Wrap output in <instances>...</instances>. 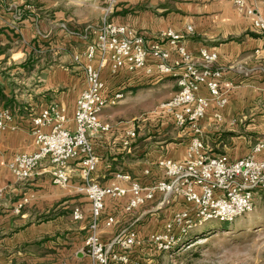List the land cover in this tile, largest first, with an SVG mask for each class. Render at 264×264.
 <instances>
[{
    "label": "crops",
    "instance_id": "1",
    "mask_svg": "<svg viewBox=\"0 0 264 264\" xmlns=\"http://www.w3.org/2000/svg\"><path fill=\"white\" fill-rule=\"evenodd\" d=\"M246 6L254 10L255 16L239 13L231 3L218 0H0V111L16 113L12 114L11 128L0 135V264H92L83 252L90 209L76 191L80 184L77 161L69 165L66 187L52 184L47 163L23 182L16 181L7 165L14 156L33 151L31 122L42 110L56 106L65 117L63 127L73 131L76 100L85 88L74 56L85 47L82 33L88 29L93 32L103 20L125 26L147 41L167 29L179 33L194 61L199 62L201 48L216 53L213 69L235 88L221 110V123L210 119L212 107L200 122L212 144L219 140L228 145L221 149L219 145L208 146L206 154L217 156V152H223L231 160L251 154L253 143L259 139L255 133L264 137V31L253 27L256 17L264 23V0H247ZM188 27L192 32L186 31ZM164 48L170 50L168 45ZM33 63L36 71L29 68ZM101 79L106 103L100 118L108 121L111 131L92 141L99 159L93 177L102 186L126 187V182L116 178L119 174L150 186L161 176L156 166L159 160L184 161L190 129L184 128L177 137L185 139L175 144L157 141L158 129L147 128L144 135L141 130L145 125L140 124L136 139L127 147L123 141L134 129L132 122L137 117L128 120L126 114L118 115L116 111L134 104L132 93L138 96L150 92L152 96L161 86L172 83L171 99L177 90L176 79L169 77L160 82L144 72L124 71L111 76L107 68ZM116 94L122 98L111 105ZM199 94L207 97L204 89ZM113 111L114 117L103 116ZM154 113L152 120L160 121ZM158 200L155 195L132 214L123 210L125 199L106 202L104 215H115L117 225L111 229L100 225L101 241L108 243L118 228L132 226L144 242L132 250L129 264H144L143 258L157 254L145 239L161 230L165 222L158 218L168 206H159ZM19 204L23 206L16 214ZM75 208L83 214L81 221L72 218Z\"/></svg>",
    "mask_w": 264,
    "mask_h": 264
},
{
    "label": "built area",
    "instance_id": "2",
    "mask_svg": "<svg viewBox=\"0 0 264 264\" xmlns=\"http://www.w3.org/2000/svg\"><path fill=\"white\" fill-rule=\"evenodd\" d=\"M218 1L231 3L239 13L255 16L254 10L246 6L247 0ZM253 27L258 32L264 31V23L258 17ZM186 31L192 32L190 27ZM82 37L85 47L74 56V62L80 66L85 88L76 100L73 131L63 127L65 117L56 106L42 110L31 122L33 151L14 156L7 167L16 181L23 182L30 180L36 169L47 163L52 184L66 187L71 174L69 165L77 161L80 184L76 191L85 198L90 209L83 252L92 264H129L132 250L144 243L132 226L118 228L109 243L101 241L100 225L104 229L117 225L115 215H104L107 201L125 199L126 214L140 209L155 195L161 207L182 201L188 209L175 212L162 232L145 239L146 244L158 252L186 243L196 223L231 222L250 213L255 196L264 193V157L258 158L264 151V137L253 146L249 156L231 160L226 155L206 154L207 141L199 126L211 107V118L216 123L222 122L221 110L235 88L224 80L219 70L213 69L217 54L201 48L199 62L194 61L179 33L167 29L147 41L133 30L107 20L93 32L91 29L83 32ZM106 68L111 76L124 71L176 79L177 92L159 105L154 114L169 117L178 129L189 128L193 137L189 139L184 161L162 159L157 162L161 176L150 186L145 187L122 174L116 178L126 182V187L102 186L93 177L99 159L92 141L111 131V125L100 118L106 103L101 74ZM201 89L206 91L207 97L199 94ZM121 98V94H116L110 104L114 105ZM12 121L9 110L0 111V135L11 128ZM45 128H50L48 133L43 131ZM135 138V129L128 131L123 145L128 147ZM22 206L19 204L14 211L19 213ZM72 218L74 221L83 219L79 208L73 210ZM115 249L118 252H114Z\"/></svg>",
    "mask_w": 264,
    "mask_h": 264
},
{
    "label": "rangeland",
    "instance_id": "3",
    "mask_svg": "<svg viewBox=\"0 0 264 264\" xmlns=\"http://www.w3.org/2000/svg\"><path fill=\"white\" fill-rule=\"evenodd\" d=\"M35 66L34 63L29 65L31 71L37 70ZM168 78L169 77H153V79L156 80L161 79L160 82ZM173 90L174 84L171 83L166 86H161L158 92L154 93L152 96L150 92H144L138 96H136L137 92L132 93L134 104L129 105L127 109H120L119 112L116 111V113L118 115L119 113L126 114L128 120L137 117V119L132 122L136 134L138 131L137 126L142 124L143 127L144 125L145 127L141 130V133H146L147 128L151 131H156L158 129L160 130V136L155 132L158 138L157 141L167 140L168 142H175L176 144L179 139H185L184 136L177 137L181 132L183 133L184 129L174 127L169 117H160V121L158 118L152 120V111L153 113L157 111L159 103L161 105L169 101V97ZM114 111L105 113L103 116L114 117L116 115ZM10 112L13 115L16 114L11 110ZM210 119L213 120L212 118ZM106 122L108 123V121ZM161 123L163 125H161ZM200 129L207 141L208 136L201 126ZM238 130L240 133H243V129L239 128ZM190 133L191 137H193V132L190 131ZM191 137L188 139H191ZM255 137L261 139L263 136H258L255 133ZM259 139L253 143V146ZM212 145H219V149H221L222 146L226 144L223 142L221 143V141L219 142V140L217 143L212 144V142L208 140L205 146L207 148ZM216 154L224 155L223 152H217ZM174 206H177V208L175 209ZM179 206L180 208H178ZM184 206V203L181 201H176L171 203L168 208H163L166 210V213H162L158 219L159 221L163 220L165 222L161 230L158 231L159 233L162 232L165 223L171 220L175 212L188 209ZM121 228L125 227H120V229ZM118 231L119 230H117L115 235ZM155 252L157 254L154 257L149 259L143 258L144 264H264V193H258L255 196L254 209L250 213L231 222L209 221L202 224L196 223L190 230L189 239H187L186 243L178 245L167 252Z\"/></svg>",
    "mask_w": 264,
    "mask_h": 264
},
{
    "label": "trees",
    "instance_id": "4",
    "mask_svg": "<svg viewBox=\"0 0 264 264\" xmlns=\"http://www.w3.org/2000/svg\"><path fill=\"white\" fill-rule=\"evenodd\" d=\"M250 36H255V35H253V34H249ZM188 239H189V237H188Z\"/></svg>",
    "mask_w": 264,
    "mask_h": 264
}]
</instances>
